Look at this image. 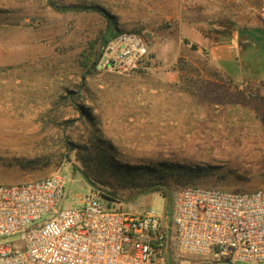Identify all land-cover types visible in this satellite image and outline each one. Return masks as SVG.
Returning a JSON list of instances; mask_svg holds the SVG:
<instances>
[{
	"label": "rangeland",
	"instance_id": "rangeland-1",
	"mask_svg": "<svg viewBox=\"0 0 264 264\" xmlns=\"http://www.w3.org/2000/svg\"><path fill=\"white\" fill-rule=\"evenodd\" d=\"M49 1L0 0V183L60 173L57 210L95 189L162 218L184 185L264 187L259 0H53L104 8L103 48L102 13Z\"/></svg>",
	"mask_w": 264,
	"mask_h": 264
},
{
	"label": "built area",
	"instance_id": "built-area-1",
	"mask_svg": "<svg viewBox=\"0 0 264 264\" xmlns=\"http://www.w3.org/2000/svg\"><path fill=\"white\" fill-rule=\"evenodd\" d=\"M255 11L264 23V0ZM63 191L60 173L0 183V264H264V187L184 185L168 218L128 211L95 189L57 210ZM45 214L54 216L27 229Z\"/></svg>",
	"mask_w": 264,
	"mask_h": 264
},
{
	"label": "trees",
	"instance_id": "trees-1",
	"mask_svg": "<svg viewBox=\"0 0 264 264\" xmlns=\"http://www.w3.org/2000/svg\"><path fill=\"white\" fill-rule=\"evenodd\" d=\"M50 4L57 10H61V11H68V10H95L98 11L100 13H102L108 20H109V25H108V29L106 31V33L103 36L102 39V48L114 37H116V35L118 34V31H116V28L114 26L112 17L110 16V14L102 7L100 6H82V7H78V6H66V5H60L58 3H56L53 0L49 1ZM101 53H99L98 57L100 56ZM97 57V58H98ZM97 62V60H93V56L92 54L90 55H85L84 59L82 60V64L83 65H90V64H95ZM101 195H103L104 197H106L107 199L110 200H115L113 198V196L109 193L106 192H101ZM172 264V262H170Z\"/></svg>",
	"mask_w": 264,
	"mask_h": 264
},
{
	"label": "crops",
	"instance_id": "crops-1",
	"mask_svg": "<svg viewBox=\"0 0 264 264\" xmlns=\"http://www.w3.org/2000/svg\"><path fill=\"white\" fill-rule=\"evenodd\" d=\"M240 1H242V3H244L245 6L251 5V1L250 0H240ZM261 79L264 80V77H262Z\"/></svg>",
	"mask_w": 264,
	"mask_h": 264
},
{
	"label": "bare ground",
	"instance_id": "bare-ground-1",
	"mask_svg": "<svg viewBox=\"0 0 264 264\" xmlns=\"http://www.w3.org/2000/svg\"><path fill=\"white\" fill-rule=\"evenodd\" d=\"M132 135H133V134H132ZM126 136H127V135H126ZM128 136H129V135H128ZM130 137H131V136H130ZM136 139H137V138H136ZM130 140H131V139H130ZM133 140H134V139H132V141H133ZM136 141H137V140H136ZM249 141H250V140H249ZM245 142H247V140H246ZM139 144H140V143H139ZM145 147H148V148H149V146H145ZM134 148H135V147H134ZM134 148H133V149H134ZM135 151H136V150H135ZM138 151H140V150H138ZM144 151H145V150H144ZM141 152H142V150H141ZM147 153H148V152H147ZM134 154H135V153H134ZM141 154H143V153H141ZM141 154H140V155H141Z\"/></svg>",
	"mask_w": 264,
	"mask_h": 264
}]
</instances>
